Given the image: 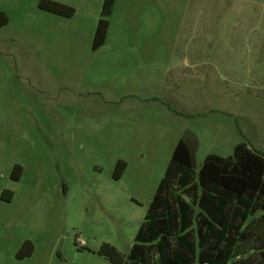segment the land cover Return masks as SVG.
<instances>
[{"label":"rangeland","instance_id":"1","mask_svg":"<svg viewBox=\"0 0 264 264\" xmlns=\"http://www.w3.org/2000/svg\"><path fill=\"white\" fill-rule=\"evenodd\" d=\"M104 1L0 0V264L126 255L182 138L264 155V0H113L94 49Z\"/></svg>","mask_w":264,"mask_h":264},{"label":"trees","instance_id":"2","mask_svg":"<svg viewBox=\"0 0 264 264\" xmlns=\"http://www.w3.org/2000/svg\"><path fill=\"white\" fill-rule=\"evenodd\" d=\"M112 2H103L94 49L105 36ZM38 8L73 15L72 8L55 2L40 1ZM195 146L188 138L175 145L127 254L104 243L99 257L111 264H264V155L238 143L228 158L208 155L196 173ZM124 168L118 160L113 178ZM20 170L16 164L11 178L17 181ZM12 197L3 191V201ZM24 250L22 257L32 253L29 241L22 243Z\"/></svg>","mask_w":264,"mask_h":264},{"label":"crops","instance_id":"3","mask_svg":"<svg viewBox=\"0 0 264 264\" xmlns=\"http://www.w3.org/2000/svg\"><path fill=\"white\" fill-rule=\"evenodd\" d=\"M254 134H255V136L256 137H259V131H256V132H254ZM258 151V150H257ZM24 241H29L30 243H31V245H32V242L30 241V240H24ZM33 245H32V250H33ZM24 254H21V251L19 250V253H18V255H17V257L19 258V259H23L22 258V256H23Z\"/></svg>","mask_w":264,"mask_h":264}]
</instances>
